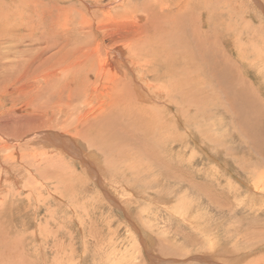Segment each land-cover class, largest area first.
I'll return each instance as SVG.
<instances>
[{"label": "rangeland", "instance_id": "rangeland-1", "mask_svg": "<svg viewBox=\"0 0 264 264\" xmlns=\"http://www.w3.org/2000/svg\"><path fill=\"white\" fill-rule=\"evenodd\" d=\"M130 1L138 6L147 0ZM175 1L164 0L163 3L168 2V5L162 7L163 11L171 5L179 7V0ZM226 1L211 0L205 4L203 0H197V13L201 15L203 9V19L206 21L201 20V16L197 22L202 29L213 27L216 30L208 41L211 45L206 43L205 46L214 52L213 57L219 55L224 58L217 61L220 66L229 59V66L222 68L229 70L228 78L235 81L232 85H237V89L252 101V107L255 106L253 111H247L249 106L244 108L242 104L245 112L239 114L236 102H242V99L234 96V104L226 100L224 90L211 75L206 78L194 76L197 85L189 93L194 102L191 109H188L187 102L172 87L173 77L165 75L167 70L159 69L155 64L157 60L153 59L154 63L141 64L142 76L150 84H157L170 93L165 98L150 102L156 107L162 105L165 108L166 102L179 104L180 116L184 121L186 118V123L180 118V122L183 121L180 126L177 117V120L170 119L175 124L171 129L157 125L160 111L155 109L159 112L158 119L156 120V115L150 114L147 119L150 121L147 124L149 127H139L137 130L131 126L133 123H124L129 120L127 105L131 108L133 106L135 114L142 115L151 113L147 111L151 108V103L125 99L123 111H118L112 120L117 127H124L132 137L115 139L105 130V141L112 144L107 145L95 135H81V138L69 133L78 139L77 143H67L62 155H58L59 151L56 152L54 147L57 145L53 143L49 145L50 150L53 151L54 148V153L51 151L52 154L47 155L52 158L49 163L44 162V158L36 163L34 158L39 156L38 152L47 148L39 142L40 137L32 136L37 132L33 128L38 127L41 136L49 129L67 133L63 131L64 126L60 122L56 123L54 116L49 119V114H37V119L36 114L32 115L31 108L14 112L12 117L4 115L11 117L10 123L0 120V125L14 136L3 140L4 143L0 141V161L4 164L0 165V264H202V258L209 264H264V247L250 250L264 243V202L256 200L258 197L247 190L249 184L255 188L258 186L253 180L257 177L253 174L264 169L261 164L264 150L261 152L260 147L250 143L252 139L246 130L248 127L249 131L252 129L253 133H257L260 128L261 142L264 145V37L257 30V27L264 26V0ZM113 2L117 3L113 10L123 13L126 5L130 4L129 0H0V93H5L4 83L12 84L8 97L1 98L3 105H0V111L6 113L8 108L9 112L13 111L22 100L29 101L30 98L35 99L30 102L33 105H42L41 101L36 100L40 97L48 102V95L44 91L19 94L16 91L17 85L11 82L13 70L19 63L13 56L12 49L27 46L15 39L12 26L18 27L15 29L19 32L18 36L24 33L23 39L28 33H36V38H40L37 45L45 47L40 49V53L51 55L56 51L55 46H52L54 39L64 38L68 43L67 36L72 35L70 46L77 41L87 40L92 34L89 27L85 29L86 16L101 15L102 10ZM223 8L228 9L226 13H233L230 14L228 24L222 18L225 13ZM170 12L173 11H166ZM177 12L179 13L175 10ZM59 16H62L61 22ZM7 20L10 25H5ZM147 20L148 17L142 21L143 25ZM18 25H21V29ZM254 28L258 36H254ZM80 29L86 31L82 32ZM241 29L244 31L240 39L243 47L238 48L232 45V41L237 39V32ZM229 30L231 36L228 34ZM156 31L165 35L162 45H159L162 55H165L163 58L170 59V63L178 71L185 66L191 70L194 58L187 56L183 44L175 39L173 26L162 22L157 29L149 27L150 36ZM2 32H9L12 43L2 44ZM219 32L220 39L217 35ZM102 34L100 32L99 35L101 45L116 42L115 45H118L123 37L121 30ZM46 37L49 40H44ZM236 42L238 45V40ZM47 46L50 48L46 49ZM7 51L10 52L7 53L8 57L4 55ZM28 51L29 55L26 57L35 52ZM225 51L229 57L224 54ZM202 62L205 63L206 60ZM208 62L206 64L209 65L212 59ZM198 66L202 67L203 64ZM53 70L50 79L39 78L37 85L46 87L59 80L58 67H53ZM124 73L120 75L122 78L125 77ZM127 73L130 78L135 76L137 80L136 70L133 74L128 70ZM65 76L63 74L61 78L64 80ZM142 76L139 79H143ZM6 79L8 81L5 82ZM243 81L245 82L242 83ZM35 93L39 98L35 97ZM227 93L231 96L232 91ZM220 100L226 108L213 109ZM141 105L146 107L139 108ZM172 107L170 112L176 108L175 105ZM208 107H213V110ZM50 121L54 124L46 126ZM30 124L33 125L32 131ZM19 130L24 133L21 132L17 137ZM51 141L53 142V138ZM3 145L6 147L3 148ZM111 146L124 148V154L114 155ZM86 149H94L98 153L95 159ZM147 151L152 154L146 155ZM19 174L23 176H18ZM17 182L20 184H16ZM242 187L244 190H241ZM242 203L245 204L244 207ZM255 204L259 207L256 208ZM143 239L146 240L145 243ZM173 258L178 261L173 262Z\"/></svg>", "mask_w": 264, "mask_h": 264}, {"label": "bare ground", "instance_id": "bare-ground-1", "mask_svg": "<svg viewBox=\"0 0 264 264\" xmlns=\"http://www.w3.org/2000/svg\"><path fill=\"white\" fill-rule=\"evenodd\" d=\"M124 1H126V0H124ZM163 1L164 0H158V1L147 0L146 2L137 6L136 4H133L132 1L129 0L130 4L128 6L124 3L126 5V8L123 7L124 13L123 12H116L115 10H113L115 5H117V3L113 2V3L108 4L106 9L102 10L101 15L86 16V14H85V16H86L85 29L87 27H89L90 33L92 35H90V37L87 40L77 41L76 43H73L71 46L69 45V43L72 39V35L67 36L68 43L64 38L54 39V41H53L54 45H52V46H55L54 48H56V51L53 52L51 55H44V54L40 53V49H43L45 47L43 46L40 48L37 45V43H39L38 40H40V38H36V33H28V36L23 39L22 36L24 33H21L20 36H18L19 32L15 31V29L18 27L17 26L11 27V28H13L12 33L15 36V39L20 40L22 45H24V43H26V45H27V46L23 47L22 49H20V47H18V46H16L15 49H12V50H14V52H12L13 56H15L18 59L19 63L15 66V69L13 70L14 73L12 75V81L11 82L13 84L17 85L18 89H16V91H18L19 94L21 92L29 93L31 91H35V92L38 91V92L43 93L42 91H44V94L46 93V96L48 95V102L45 100V98H42V99H41V97L39 98L38 95L36 94L37 93L36 92L35 94L37 96H35V97L39 98L36 100L41 101L42 105H40L38 102H36L38 104H35V105L31 104L30 102L35 100L34 98H32V99L30 98L31 100L29 99V101L26 99H25V101L22 100V102L19 103V106L16 109H14L13 111L9 112V108L6 109V113H5V111L1 110L0 112L3 115L0 114V120L5 121L7 123L8 122L10 123L11 117L13 116L14 112H17V111L20 112V110H24L23 108H28V109L31 108V110L33 112L32 115L36 114V118H37V114H43V115L49 114V116H48L49 119H51L54 116V121L56 123L60 122L61 126H64L63 131L68 133V134L64 133V132L62 133L59 131L57 133L56 131L49 129L47 131H44V133H42L40 136L39 135L40 134L39 128L34 127L33 129H35L37 132L34 133V135H32V136L35 138L40 137L39 142H41L42 145L46 146L45 148H47L46 150L40 151V153L38 152L37 155H39V156L37 158L36 157L34 158V160H35V161L33 160L34 162L38 163L40 160H42L44 158L43 159L44 162L49 163V161L52 158L48 157L47 155L52 154L51 153L52 150H50L51 146H49V145H51L53 143H55L57 145L54 147H56V149H55L56 152L59 151L58 155L64 154L66 151V149H65L66 144L69 142H72L75 144V143H77L76 140H78L77 138H74V136L69 135V133H73L75 135V137H81V135H87V136L95 135V136H98L99 139H101L102 141L107 140V137H105L106 135L104 136V134H106L105 130L108 131L110 136L115 137V139L119 138V140H122V138H124V137L125 138L130 137V136L132 137V135L130 133H128L124 127H121V128L117 127L118 125H116L115 121L112 120L116 116V113L118 111H120V110L123 111V105H124L125 99H127L131 102L143 103L145 101L150 102L151 100H160L161 98H165L170 93V91L157 86V84H155V85L150 84L151 82L149 80L147 81L143 78L142 71H141V64L149 63V62L154 63L153 59L157 60V62L155 64H157V67H159V69H161L162 71L164 69L167 70L166 71L167 74H165V75H167L169 77L170 76L173 77V80H171L172 87H173V89H175L178 92V94H180L182 99L187 102V106H188L187 108L188 109H191L192 104L194 102V100L191 101L192 97H189L190 90L195 88V86L197 85V83L194 79V76H201V77L203 76L204 78H206V76L211 75V77L215 78L214 80H216V83H218V85L224 90L225 94L224 93L223 94L226 96V100L228 99V100H230L231 103L234 104L235 97L242 99V102H236V103H238L239 114L240 113L243 114L245 112V110L242 109V104H243L244 108H246L247 105L249 106L247 111H253L255 106L252 107V101L249 99V97H247V95L244 96V94L241 92V90L239 88L237 89V85L236 86L232 85L233 83H235V81L231 80V78L230 79L228 78V75H230V74H228L229 70L227 71V69L222 68V66H225V65L229 66V59L227 58L226 62H223L222 66H220L217 63V61L221 57L219 55L217 56L216 54L215 55L217 57H213L214 52L212 50H208V47L205 46V44L208 43L210 38L214 36L212 34H214V32L216 30L211 26H210L211 29H207V30H205L204 28L203 29L200 28V26L198 24L200 17L202 16L201 20H203V21H205V20L203 19V16H204V11H202L203 9L201 8L202 10H201V15H200L197 13L198 11L195 8L196 7L195 4H196L197 0H179V7H177L175 5L174 6L171 5L170 7L167 8L166 11H173L170 13H166V11L165 10L163 11V8H162L163 6L168 5L167 3L169 1L167 3H163ZM210 1L211 0H203V3L208 4ZM219 1L224 2L226 0H219ZM97 2H104V0H97ZM133 2H135V0ZM212 3H214V1H212ZM226 3H227V1H226ZM256 3L258 4V2H256ZM97 4H99V3H97ZM120 4H122V3H120ZM127 4H128V2H127ZM99 5H101V4H99ZM223 5H226V4H223ZM243 5H245V4H243ZM226 9L224 10V8H223L225 13H223L222 18L228 24L229 23L228 21H230V20H228L230 18V14H233V13H229V12L226 13L228 11V9L227 10ZM175 10H178L179 13L178 12L175 13ZM211 11H212V9H211ZM214 11H215V9H214ZM234 11H236V10H234ZM237 11H239V10H237ZM205 13H207V12H205ZM64 14H65V12H64ZM83 14L84 13H82V16H83ZM212 14L210 13V15H212ZM147 17H148V20H147V22H145V25H143L142 21L145 20ZM58 18L61 19L62 16H59ZM64 18H66V17H64ZM222 18H221V22H222ZM66 19H68V18H66ZM66 19H65V21H66ZM82 20H83V18H82ZM61 21H62V19L60 20V22ZM7 22L8 23H5V25L9 24L8 20H7ZM162 22H167L169 25L173 26V29L175 32V35H174L175 39L178 42L183 44V46L185 48L184 51L186 52V55L192 56L194 58V66L191 70H189L185 66V68H182L181 70L178 71L177 67H175L173 64L170 63V59L163 58L165 55H162V49L159 48V45H162L161 44L162 40L165 37V35L163 33L156 31L153 34V36L149 35V27L153 26L155 29H157L158 25ZM205 22H204V24H205ZM207 23H208V21H207ZM18 26L20 28L21 25H18ZM263 27L262 26L257 27V30L259 33L263 34V37H264V32H262L264 29ZM23 29L26 30L24 27H23ZM242 29H244V26ZM242 29L237 32V34H238V37L236 36L237 39L232 41L233 42L232 45L236 46L238 48L243 47L240 44L241 35L243 37V34H244V31H242ZM63 30H65V29H63ZM81 30L82 29H80V31ZM83 30H82V32H83ZM116 30H121L123 32L122 40L120 41V43L118 45H115L117 42L112 44V45H101V43H99L100 32H101V34L103 33L102 34V36H103L104 34H108L110 32L116 31ZM84 31H86V30H84ZM67 32H68V30H67ZM253 32H254V36L255 35L258 36V34H256L257 32H256L255 28H254ZM228 34L230 35V30L228 31ZM109 35H111L112 38L114 37V35H112V34H109ZM217 35L220 39L221 33L219 32ZM246 35H248V34L246 33ZM10 36L11 35H9V32H6V33L2 32V40H3L2 44L6 45L7 42H8V44L12 43L11 42L12 39L9 40ZM216 39L220 42V40L218 38H216ZM44 40H49V39H48V37H46ZM222 40H224V39H222ZM237 40H238V45L236 44ZM215 43H216V40H215ZM262 43H264V42H262ZM68 45L70 46L69 49H68ZM209 45H211V44H209ZM49 48H50V46L46 47V49H49ZM54 48H52V49H54ZM28 50H33L35 52L32 54V56L26 57L29 55ZM7 53H10V52L7 51L6 53H4V55L6 57H8ZM17 53H19L20 55L18 56ZM224 54L226 56H228V53L226 51L224 52ZM236 54H238V53H236ZM115 57H118V58H115ZM239 57H241V56H239ZM230 58H231V56H230ZM40 59L43 60V63L41 62ZM209 59H212V62L208 65V64H206V62L209 63L208 62ZM221 59H224V58H221ZM221 59H220V61H221ZM262 59H263V56H262ZM204 60H206L205 63L202 62ZM231 62H232V60L230 59V63ZM198 64L199 65L203 64V66L202 67L198 66ZM53 67H58L59 73H60V78L63 74L66 75L64 77V80L62 78L61 79L59 78V80L61 81L60 82L59 80H57L58 79V77H57V79H56L57 81L55 83L48 84L46 86L47 88L37 85L36 82L38 81L39 78L46 80V79H50L52 77L53 72H54ZM41 68H44V69L41 70ZM207 68H208V70H207ZM127 70H128V72H132V74H133V71L136 70L137 80H136L135 76L133 78H130L128 73H127ZM206 70H207V72H206ZM238 70H239V68H238ZM216 71H218V73ZM256 71H259V70H256ZM123 72H125L124 73L125 75H123V77L125 76L124 78H122L120 76L121 74H123ZM193 72H196V74H193ZM238 72L239 71H237V73ZM259 74H261V73H259ZM140 76H142L143 79H139ZM70 77H71V79H69ZM176 77H177V79L175 80ZM238 77H236V78H238ZM240 79L241 78H239V81H240ZM6 81H8V79H6L5 82ZM228 81H230V82L228 83ZM11 82H9V83H11ZM48 82H51V80H48ZM244 82L245 81H243L242 83H244ZM11 85L12 84H8V83H6V84L4 83V85H3L5 87V93H0V95L4 94L3 96H0V105L1 106L3 105L1 98L2 97H4V98L8 97L9 92L11 91V88H12ZM220 87H218L219 90H221ZM238 87H240V86H238ZM228 91H232L231 96H229V94L227 93ZM31 94H34V93H31ZM43 95H42V97H43ZM105 95H111V96L106 97ZM46 96L44 95V97H46ZM124 96H126V98L122 99L121 97H124ZM210 96L213 97V95H210ZM185 98H187V99H185ZM208 99H210V98H208ZM142 100H145V101H142ZM150 103H151L150 104L151 108L147 109V111L149 110L151 113L142 114V115L135 114L133 112V106L131 108V106L128 107V105H127L126 113H128V115H129L128 116L129 120L125 121L124 123L125 124L126 123L129 124V122H131V124L133 123L132 125L131 124L130 125L133 126L134 128H136L137 130L139 127H149V126H147V124L150 121H148L147 119H149L150 114H151L152 116L156 115L155 118L157 120L158 119L157 114H159L158 111H160V114H159V119H158L157 125H163L165 128L171 129V128L175 127V124H174V122H171L170 119H176V117H177L178 122H179V124H178L179 126L184 121L181 117L182 115L180 114L181 108L179 107V104L166 102L167 106L165 108L162 105H157V107H156V105L153 104V102H150ZM172 105H175L176 108H174L175 110L173 112H170L169 109H171V110L173 109ZM138 107L139 108H145L146 106L141 105ZM13 108H15V107H13ZM208 108L212 109L213 107L212 108L208 107ZM219 108L220 109L226 108L224 102H221V100H220V103L218 102V104H216V107H214L213 109L218 110ZM155 109H158V111H156ZM240 110H242V111L240 112ZM27 111L28 110H26V112ZM185 112H186V110H185ZM20 114H22V113H20ZM211 114H214V113L211 112ZM4 115H8L11 117L4 116ZM197 115H195V116H197ZM241 116H239V117H241ZM5 117H8V118L5 119ZM33 118L34 117H32V120H34ZM180 118L183 120L182 122H180ZM26 121H28V120L26 119ZM185 121H186V118H185ZM240 121H242V120H240ZM30 122H32V121H30ZM45 123H48V122H45ZM53 124L54 123L52 121H50L46 126H51ZM26 125H28V122L26 123ZM154 125H156V124H154ZM31 127H33L32 124H30V130L32 131ZM188 127H190V126H188ZM191 128H192V126L190 127V129ZM258 128H259V126H258ZM119 129H120V131H119ZM246 130H247L249 137H251V139L253 141L252 142L250 140V143H255V145H256L255 147H257V148L260 147V151L262 152L264 150V145L261 142V140H262L261 129L259 128V131L257 133H253L252 129H250L251 131H249L248 127L246 128ZM27 131H26V133H27ZM21 132H23V130L22 131L19 130L17 132V134H16L17 137H19ZM10 135L11 134L9 132L7 133L6 128H4V126L0 125V141L2 143H4L3 140H6L8 138H13L14 135L12 134L13 136L11 135V137H9ZM251 135H253L254 138ZM35 138H33V139H35ZM52 138H53V142L51 141ZM56 139H59V140L56 141ZM30 142H32V141H30ZM105 143H107V145L108 144L112 145L109 141H105ZM9 146L10 145H8L7 148H9ZM2 147L4 148V147H6V145L5 146L3 145ZM111 147H112L111 151L114 153V155H123L124 154V152H123L125 150L124 148H118V146L117 147L111 146ZM3 148H2V150H4ZM86 150H89V155H92L94 159H95L96 155H98V153L94 149H91V150L86 149ZM49 151H50V153H48ZM53 151H54V148H53ZM150 154H152V152L147 151L146 155H150ZM30 155H32V154H30ZM54 155H56V154H54ZM86 155H88V153ZM262 155H264V153H262ZM9 156H11V155H9ZM11 157H8V159ZM56 164H58V163H56ZM261 164H262V167L264 168V157H261ZM0 165L4 166L2 161H0ZM5 166H7V165H5ZM52 166H55V165H52ZM33 167H35L34 163H33ZM36 168H37V165H36ZM56 168H58V167L56 166ZM24 171H25V169H24ZM259 171H261V170H259ZM23 175H25L24 172H23ZM23 175L19 174L18 176H23ZM250 175H251V173H250ZM253 175L255 177H257L253 180L255 183H258V186H257V188H255L252 184H249V185H247V190L250 191L251 193H254L258 197V198H256V200L258 199L259 201L264 202L263 201L264 200L263 199L264 198V185H262V183L264 181V169L262 172H260V173L255 172V174H253ZM253 175H252V178H253ZM19 180H20V178H19ZM19 182H17L16 184H18ZM254 182L252 181V183H254ZM23 184L24 183H22V185ZM241 190H244L243 187ZM216 195H218V194H216ZM54 197H55V195H54ZM111 197H113V196H111ZM253 198H255V197H253ZM251 201H252V198H251ZM61 203H63V201H61ZM243 203L241 205L244 207L245 204L243 205ZM256 204H255V207L258 208L259 205H256ZM61 206H63V205H61ZM143 242L145 243L146 240L143 239ZM260 246L264 247V243L257 245L254 248H250V250L258 249ZM86 250H88V249H86ZM248 252H249V250H248ZM84 256L85 255H83V257ZM233 257H234V254H233ZM159 258L160 257H158V259ZM202 260H203L202 264L208 263L204 258H202ZM175 261H178V259L177 260L174 259L173 262H175Z\"/></svg>", "mask_w": 264, "mask_h": 264}]
</instances>
